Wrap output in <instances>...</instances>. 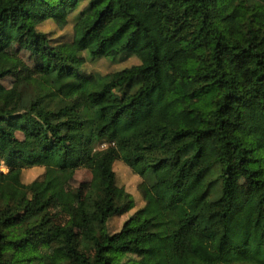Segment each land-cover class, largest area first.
<instances>
[{
    "label": "trees",
    "instance_id": "16d2710c",
    "mask_svg": "<svg viewBox=\"0 0 264 264\" xmlns=\"http://www.w3.org/2000/svg\"><path fill=\"white\" fill-rule=\"evenodd\" d=\"M73 14L69 42L39 30ZM20 43L41 75L7 89ZM123 56L138 63L83 69ZM118 162L142 205L110 234L135 209ZM1 164L0 264H264V0H0ZM32 168L43 175L23 183ZM79 169L90 190L66 193L59 226L55 191Z\"/></svg>",
    "mask_w": 264,
    "mask_h": 264
},
{
    "label": "rangeland",
    "instance_id": "374dc122",
    "mask_svg": "<svg viewBox=\"0 0 264 264\" xmlns=\"http://www.w3.org/2000/svg\"><path fill=\"white\" fill-rule=\"evenodd\" d=\"M85 3L80 5V8ZM76 14V13H75ZM75 14L70 16L69 24L64 29H58L52 22H45L39 27V30L48 34L50 40L53 42H69L72 37V21ZM22 43L15 44L10 49V52L18 55L22 61L20 66L19 74L15 77H9L4 79L1 84L10 89L15 82L23 77H39L41 75V63L40 60L31 55L26 49H23ZM138 63L137 58L133 56H123L116 60H97L91 62L87 60L83 66L86 72H95L100 74L111 73L117 70L130 67ZM22 86V97L24 101L29 102L34 98L35 86L28 83H21ZM72 101L75 102L77 108L80 110L85 105V100L82 96L76 95L71 97ZM108 147L107 143H100L97 145L98 149H105ZM114 171L116 174V183L119 187H123L128 193L132 194L135 199V209L130 213L122 216H116L110 219L107 225V232L112 234L119 231L123 223L142 205V199L138 192V184L140 182L138 176L133 174L129 168L124 166L121 162L114 165ZM0 172H6V168L1 164ZM44 170L42 168H32L25 170L22 175L23 183H29L43 175ZM91 187V173L88 169H79L74 172V175L67 184L56 189V198L52 203L50 212L53 216V221L59 226H63L68 222V216L63 210V201L67 192L71 190H77L81 196H84ZM239 194L243 201H246L250 196V190L243 181L238 184ZM76 206V203L73 204ZM87 217L91 222L93 220L92 212L89 208L86 209ZM264 217V208H263ZM43 254L48 255L51 259L57 258V252L55 249L46 244H41L39 247Z\"/></svg>",
    "mask_w": 264,
    "mask_h": 264
}]
</instances>
